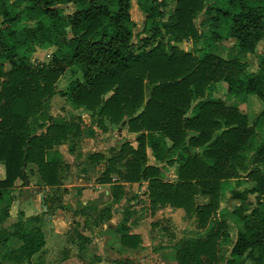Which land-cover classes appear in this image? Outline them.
<instances>
[{
    "label": "trees",
    "instance_id": "trees-1",
    "mask_svg": "<svg viewBox=\"0 0 264 264\" xmlns=\"http://www.w3.org/2000/svg\"><path fill=\"white\" fill-rule=\"evenodd\" d=\"M149 1L142 5L147 14L143 32L149 35L134 44L131 0H113L114 11L102 0H0V77L4 78L0 164L6 168V178L0 181V226L9 217L3 202L15 182L25 180L26 169L31 167L29 171L46 186H59L61 156L56 147L80 135L73 123L47 127L32 123L56 96L62 70L34 67L31 61L38 48L55 46L52 59L68 66L74 75L81 74L61 95L98 118L104 130L106 123L122 127L127 121L125 129L141 133L138 150L127 143L118 155L107 158L101 182L113 184V174L126 183L146 182L152 209L157 205L182 209L196 216L199 227L206 230L205 238L180 243L177 263L264 264V143L257 139V131L264 134V113L251 127L237 107H227L210 96L223 82L230 96L244 100L257 95L264 102V59L260 75L249 73L247 63L239 58L225 60L215 53L219 43L234 39L242 57L255 54L264 39V0H177L170 23L162 22L166 2ZM207 2H212L206 9L210 29L201 35L195 19ZM66 5L77 10L66 14L61 7ZM38 14L35 24H28ZM167 40L196 44L204 40L205 47L195 57L174 45L169 49ZM147 87L151 88L149 98ZM166 140L172 143L170 148ZM147 146L158 162L179 165L178 181L169 182L162 168L148 165ZM251 154L256 158L249 170ZM126 155V170L119 173L116 165ZM104 158L96 154L90 160L98 164ZM232 180L237 186L253 185L242 191L243 204L233 211L240 215L242 228L230 259L221 263L220 243L231 236L227 222L219 216L220 202L233 189ZM250 195L256 197L257 206L249 202ZM197 196L209 197L211 203L197 206ZM11 236L22 241L10 253L18 255L13 260L34 264L32 257L45 246L41 230L12 235L0 227L2 246ZM121 241L132 250L142 242L128 230Z\"/></svg>",
    "mask_w": 264,
    "mask_h": 264
},
{
    "label": "rangeland",
    "instance_id": "rangeland-1",
    "mask_svg": "<svg viewBox=\"0 0 264 264\" xmlns=\"http://www.w3.org/2000/svg\"><path fill=\"white\" fill-rule=\"evenodd\" d=\"M105 5H109L111 10L114 11L113 8V0H102ZM131 17L132 21L134 22V38L132 43L139 44L140 40L149 34H144L143 30L145 27V20L147 14L142 10L143 4H148L149 0H131ZM166 4L163 6V10L165 12V16L162 19L164 23H170L174 9L176 8V1L177 0H160ZM165 1V2H164ZM212 2H207L205 4V9L198 14L195 19V23L199 29L200 34H204L208 32L209 25L208 22L210 21V17L206 15V9L211 5ZM64 8L66 14H71L77 10V8L73 5H66L61 6ZM39 19V14L34 16L32 20H29L28 24H35V22ZM166 44L170 46L174 45L178 47L180 50L190 52L195 57H199L200 50L205 47V41L202 40L199 43H194L192 41H183V42H174L172 40L165 41ZM218 49L215 51L216 55L219 57L230 60L234 58H239L243 62L247 63L248 65V72L255 73V74H262L263 66L261 65L262 60L264 59V39L257 47L255 54H249L245 57H242L239 48L237 47L236 41L234 39L222 41L218 44ZM168 49V50H169ZM56 51V47H50L48 49H37L36 53L33 55L32 58V65L34 67H41V66H50V67H57L62 66L60 69L62 70V76L59 82L56 85V96H54L49 102L46 103V108L43 114L37 119L33 120L32 123L36 127H47L50 124L58 123V122H66V123H73L77 126L80 130V135L68 140L64 145H61L60 149L57 148L56 151L60 154L61 159V176L62 179L68 181L74 189L78 187L79 180L81 179H89L90 182L87 185L92 186V178L95 174H100L103 171V165H99L97 167L92 168L89 162V156L94 151H102L104 156H116L118 155L121 146L125 140H128L126 137L120 138V134H118L117 130H112L111 134L108 132V136H105L104 133H100L101 126L98 124V118L91 115L90 112L86 111L84 108H75L71 101L68 100L67 97L62 96L61 93L67 92L70 83L76 79H81V74L74 75L72 70L64 65L63 63L57 62L52 59L53 53ZM6 63L5 69L9 71L11 66ZM4 78L0 77V86L1 81ZM217 90L219 86H216ZM215 88V89H216ZM1 89V87H0ZM221 91V92H220ZM218 95L214 94V91L210 95L214 99L221 100L222 103L227 107H237L241 112H243L248 117L249 125L255 124L258 117L264 113V102L261 100L257 95H248L243 100L242 98L230 96L226 89L220 90ZM151 93V88L147 87L146 94L149 98ZM109 124V123H108ZM111 125V124H110ZM107 127V125H105ZM109 127V126H108ZM111 127H118L116 125H111ZM252 127V126H251ZM98 128V129H97ZM46 128L41 129V131H45ZM40 131V132H41ZM257 134L259 140L264 139L263 133ZM107 135V134H106ZM257 138V139H258ZM61 153H60V152ZM129 158L128 155L125 158H121L116 165V169L119 173H124L126 170V162ZM256 155L251 154L249 156V166L253 168L252 162L255 160ZM264 171V166H263ZM174 172V169H169L167 166L162 167V175L164 179L171 180V174ZM171 173V174H170ZM98 176V175H96ZM116 176V184L109 188L110 191L114 194V198L108 200V198L104 195V191H102L103 199L100 201V204L96 206L94 210L86 212L82 210L85 216L95 217L97 218H106V206L112 204L115 209V215L111 217L113 220L127 223L131 226H139L140 230L146 234L149 230L152 231V235L150 236L151 240L153 241L152 246L155 251H164V249L169 248L171 249L168 258L169 264L171 261L175 260L176 251L179 249L180 243L186 241L188 238H200L202 236H206L203 232L198 229L197 222L193 221L192 219H187L182 214L178 213H169L170 218L164 216L165 214L156 217V213L163 210V207L157 205L155 208L152 209L148 202H145L141 198V194H136V189L133 188L129 183L121 181ZM86 182L81 181V185H85ZM142 184V183H141ZM235 184V183H234ZM142 186V185H141ZM245 186V185H244ZM247 186V185H246ZM234 187V186H233ZM249 187V186H248ZM251 187V185H250ZM243 189H245L243 187ZM77 193L76 191L73 192ZM227 200V199H226ZM249 202L252 204L253 207L257 206V199L255 196L250 195L248 198ZM261 201L264 203V197L261 198ZM90 204H94L93 202ZM81 207H84V204L80 202ZM235 201L230 203L222 204V209L225 207H229V212L227 210H220L219 216L223 218L227 222V230L229 235L231 236L228 242L222 241L219 246V257L221 263H226L231 256V251L234 240L237 238V233L241 230V217L239 214H234L233 209L237 208ZM231 207V208H230ZM152 210V212L150 211ZM78 211L79 208H78ZM119 213L121 215H119ZM121 222V223H122ZM123 223V224H124ZM157 223L158 225L154 228L151 227L152 224ZM122 224V225H123ZM174 224V225H173ZM125 226V225H124ZM126 230L130 229L125 226ZM93 230V228H92ZM98 230H93L92 234L95 236ZM94 236V237H95ZM112 248L116 249L114 243H111ZM165 253V252H163ZM10 258L13 263L17 264L13 259L17 258L18 255L12 256L11 254H6L5 257ZM12 258V259H11ZM5 260H0V264H4ZM109 262V261H106Z\"/></svg>",
    "mask_w": 264,
    "mask_h": 264
},
{
    "label": "crops",
    "instance_id": "crops-1",
    "mask_svg": "<svg viewBox=\"0 0 264 264\" xmlns=\"http://www.w3.org/2000/svg\"><path fill=\"white\" fill-rule=\"evenodd\" d=\"M40 49V48H38ZM62 67V66H57ZM219 89L214 90V94L218 95L219 91L226 89L228 92V86L226 83L217 84ZM221 92V91H220ZM106 130L100 131L104 133L105 136L111 134L112 130H117L120 134V138L126 137L125 140L119 146L124 144H129L135 150L139 148L138 137L141 133H130L124 127H111L110 124L106 123ZM252 124L251 126H253ZM109 126V127H108ZM98 129V128H97ZM109 132V134H108ZM261 132L257 131V134ZM107 134V135H106ZM193 134V133H192ZM264 135V134H263ZM258 138V137H257ZM259 143H264V139L259 140ZM167 146L170 148L172 143L166 140ZM64 145V144H63ZM61 146L56 147L60 149ZM121 150V148H120ZM60 152V151H59ZM193 153H200V150H192ZM61 153V152H60ZM104 154L100 150L94 151L89 156L90 165L92 168L97 167V164H93L90 160L92 155ZM146 154L148 157V165L162 168L167 166L169 169H174L171 174V183L178 181V169L179 165L169 166L166 163H161L154 157L151 147L147 146ZM112 156H106L100 162L99 165H103L104 169L100 174H95L92 178V186L89 187V179L79 180L78 187L74 189L68 181L62 179L59 186L49 187L41 183L37 175L32 174L28 169H26L25 180H17L13 191L5 198L3 202V208H8L9 217L0 226L5 229L8 233L14 234L16 231H37L38 229L44 235L45 246L40 252L35 254L31 261L34 264H169L168 258L171 249L166 248L164 251H155L150 239L152 231L149 230L144 234L139 226H131L127 223L122 222V220H113L115 215V209L112 204L107 205L106 208V218H97L85 216L82 210L91 211L100 204L103 199L102 191L108 200L114 198V194L109 188L116 184H103L102 177L106 172V160ZM251 170L252 166L249 167ZM98 175V176H96ZM6 178V168L4 164H0V181ZM112 183H116V176L113 174L111 176ZM242 179H245L243 175ZM82 182H86L85 185H81ZM233 184V189L228 191L220 202V210L222 209V204L232 203L235 201L237 207L243 204L242 191L245 189H250L251 183L243 182L241 185H236V181H230ZM235 183V184H234ZM134 189L137 188L136 194H141V198L148 202L149 191L148 183L143 182L142 184H132ZM142 185V186H141ZM245 185V186H244ZM247 185V186H246ZM249 186V187H248ZM243 187L245 189H243ZM76 191L77 193L73 192ZM227 199V200H226ZM80 202L84 204L81 207ZM94 204H90V203ZM197 206H205L211 203V199L205 196H197L195 199ZM151 207V205H150ZM78 208L80 211H78ZM231 208V207H230ZM222 210H227L229 212V207H225ZM235 210V209H233ZM152 212V210L150 209ZM220 212V211H219ZM169 213L182 214L187 219H192L197 222V227L203 234H206V230L201 229L198 225V220L196 216H188L186 212L182 209H174L171 207H164L162 211L156 213V217L165 214L164 216L168 220L170 217ZM112 214V215H111ZM119 215H121L119 213ZM112 216V217H111ZM122 222V223H121ZM124 223V224H123ZM123 224V225H122ZM127 226L129 234L138 235L141 237V244L136 250L128 249L122 244V235L126 231L125 226ZM157 226L158 224L155 223ZM154 224L151 225L152 228L156 227ZM174 225V224H173ZM98 230L95 236L92 234L93 230ZM238 234V233H237ZM95 236V237H94ZM205 236L200 238H193L195 240L203 239ZM188 238L186 240H189ZM237 240V238H236ZM236 240L232 242H236ZM111 243H114V248H112ZM22 245V241L16 236H11L8 240L6 246L0 244V260H5L4 264H11L13 261L6 254H10L18 250ZM234 245V244H233ZM233 248V247H232ZM165 252V253H163ZM109 261V262H106ZM26 263V262H25ZM171 264H178L176 257Z\"/></svg>",
    "mask_w": 264,
    "mask_h": 264
},
{
    "label": "water",
    "instance_id": "water-1",
    "mask_svg": "<svg viewBox=\"0 0 264 264\" xmlns=\"http://www.w3.org/2000/svg\"><path fill=\"white\" fill-rule=\"evenodd\" d=\"M140 113H141V111H140L138 114H140ZM126 124H127V121H124V122L122 123V127L126 126Z\"/></svg>",
    "mask_w": 264,
    "mask_h": 264
}]
</instances>
